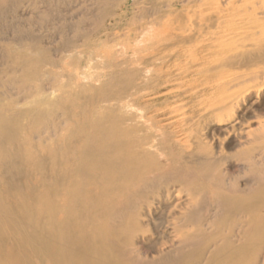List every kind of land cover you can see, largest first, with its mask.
Wrapping results in <instances>:
<instances>
[{
  "label": "bare ground",
  "instance_id": "1",
  "mask_svg": "<svg viewBox=\"0 0 264 264\" xmlns=\"http://www.w3.org/2000/svg\"><path fill=\"white\" fill-rule=\"evenodd\" d=\"M87 1L86 12L49 35L50 47L39 34L0 38V60L15 76L0 85V264H264V122L255 132L244 131L251 140L241 137L242 145H251L240 151L242 165L228 176L219 169L227 158L217 151L179 152L174 135L181 130L169 131L155 120L176 109L166 111L167 99L153 92L170 81L154 64L168 57L166 51L191 45L201 30L223 23L236 27L229 39L242 41L245 51L224 50L207 67L208 59L223 54L221 43L208 39L199 46L201 55L188 54L202 63L192 74L213 75L232 68L235 59L263 58L264 0H221L228 11L223 15L221 1H214L204 15V7L201 16L179 14L193 29L170 28L168 15V23L137 30L143 42L135 33L132 38L141 42L134 46H101L106 71L98 80L104 81L83 85L87 74L81 68L98 57L96 41L87 40L99 38L97 26L108 11V0ZM7 8L24 16L36 5L0 0V13ZM87 20L97 28H83ZM52 56L74 61L72 88H54L65 68L57 75ZM221 83L217 90H229ZM148 94L153 96L144 99ZM246 173L250 179L238 185V175Z\"/></svg>",
  "mask_w": 264,
  "mask_h": 264
},
{
  "label": "rangeland",
  "instance_id": "2",
  "mask_svg": "<svg viewBox=\"0 0 264 264\" xmlns=\"http://www.w3.org/2000/svg\"><path fill=\"white\" fill-rule=\"evenodd\" d=\"M103 1L105 0H98L99 3ZM204 1L208 5L204 3ZM214 1L220 2L221 0H108L107 14L101 21V24H99L101 26H97L100 30L98 35L99 38H92L94 37L92 34V36H90L91 38L87 40L89 41L88 44L92 41H96V46L92 48L93 50H95V55L97 54L98 57L95 58V60L89 65L90 67L81 68V71L87 74V79L81 80L82 84L88 85L92 82L91 84L99 85L104 81L102 79L98 80L102 73L106 71V69L104 68L103 58L99 57L102 52L101 50H103L102 47H115L114 49L121 50V47L123 45H126L127 43L131 46H134V44H137L142 40L145 41V38H141L140 34L137 33V30L152 26L151 24H153V26H157L162 21L168 23L170 18L171 19L168 25L171 24L169 27L172 29L174 28L175 30L177 29L176 31H180L181 28L183 29H181V31H185L186 29H193L194 27L189 22V20L181 18L179 14L186 11V13H189V15H204V12L206 10L209 12L208 8L211 4H213ZM34 2L36 5V10L33 13H28L24 16H20V11H18V13L14 12V14L8 8V11L0 13V38L6 37L9 34L15 35L19 32H24L23 34L27 35L33 34L35 36L39 34L44 39L43 44L46 47L49 35L57 33L61 28L67 25L69 26V17L71 18L72 16H78L81 13L86 12L88 10L87 8L89 7V2L87 0H34ZM143 3L145 4L143 5ZM220 3V7L222 9H225L224 2L222 3L221 1ZM150 4H153V6ZM194 5L198 10L194 8ZM207 6L208 8H206ZM192 7L194 8V11L190 9ZM202 7H204L203 13H201L203 10ZM179 10L180 12H178ZM187 10L190 12H187ZM195 10L196 14L194 13ZM207 11L205 12V14L208 13ZM175 12H177V14ZM225 12L227 13L228 11L225 9L222 12V15L223 13L226 14ZM159 14L163 19L159 17ZM168 15L170 17H168ZM175 16L178 17L175 18ZM167 17L169 19H167ZM81 18V16L78 17V20H81ZM174 19H176L177 21L180 20L179 22H181L183 25H181V23L178 25L179 22H175L176 20ZM171 20H174V22ZM87 21L85 22L86 24L82 26L83 28L88 30L97 28L89 26L90 21ZM186 22H188L187 26L185 25ZM175 25L177 26L176 28ZM179 26L181 27L179 28ZM183 27H186L185 30ZM219 27L217 28L214 26L211 28V30L207 29V31L201 30V33L204 34H200L198 38L196 36V40L193 39L194 41H191V45L178 44V47L173 45L175 46V48L172 46L173 48H170L168 51H166L168 53V57L165 56V58L156 61L154 64L155 70H160V72L165 77H168L170 81L168 83H165L166 85H161L157 88V90L153 92H157L156 94H154L155 96L162 95L160 100H163L164 98L167 99L166 103H169V105L162 106L164 107V109H166V111L172 109V107L176 109L175 112L166 113V115L160 116L155 120L159 121V125H161L162 123V125L164 124V126H167L169 128V131H176L177 129L181 130L179 131V133H176V135H174V139L176 138L179 143L181 141L180 144L178 143L179 152H190L192 150H196L201 153L217 151L220 158H227L226 162L223 161L219 166V169L229 176L237 172L236 166L242 165V156L238 155L240 151L251 145H242L244 139L251 140V136H246V134H244V131L255 132L260 124L262 125L264 122V57L258 60L248 58L245 61L235 59L234 63H232V68L223 69L213 75L208 74L202 76L192 74L191 71L199 69L201 67L199 65L202 63L200 60L194 61L193 58H189L188 54L190 53V51H194V53L198 52V54L201 55L202 51L199 46H201V44L204 45L207 42L209 43L210 41L208 39H212V42L215 45L221 43L222 49L220 50L223 51V54L218 57H212L211 59H208L207 67H213L215 64H217V60L224 56V50H228L230 51V53L237 54L245 51V49L242 50L240 46V43L242 41L240 42L239 40H236V38L229 39L231 38V35H229L230 32L236 28L234 25L232 26L230 23H223ZM208 30H210L211 32ZM106 32L110 34L107 39H105L103 36ZM205 32H208L206 33V37ZM135 33L141 41L138 40L139 38L136 39L138 42L132 38ZM99 39L104 40V42L102 41L101 45H97ZM127 39L129 41H127ZM0 44H3V42ZM245 44H248V42H245ZM179 45L181 46V48H179ZM47 47L50 46L48 45ZM127 54L130 56V50L127 51ZM52 59L56 61L55 71L57 75H60L61 68H65L64 71L62 70L63 77H57V82L55 83L54 88L58 90L57 92H61L60 90L70 89L69 87L72 88V86H74V82L72 80L73 76L71 78L69 70L75 66L74 61H65L64 63H62V60H60L58 56H52ZM61 65H64V67ZM67 68L68 70H66ZM98 69L100 70L97 71ZM101 69L104 72H101ZM8 70V67L0 60V85L6 84L7 80L14 79L15 76L10 74ZM93 74H95V76ZM89 75H92V78L89 79ZM184 75L185 77L183 84H175L178 83L176 82L178 80V77L181 78ZM96 79L98 80L97 82H95ZM245 79L247 80L246 82ZM220 81H222V83ZM94 82L97 84H95ZM219 82L221 84L226 83L227 85H229V90L225 92L217 90L216 87L220 84ZM4 90L5 88H0V92H4ZM152 96L153 94H148L146 97H144V99H148ZM232 98L235 100H233ZM141 101H143V99ZM137 106L140 108L143 107L139 104H137ZM146 115L148 117V115L151 116L152 114L147 113ZM236 122H238V124L234 127V131H224V127H226L227 125H233ZM171 123L175 125L170 128ZM241 137H244V139L242 140ZM182 141L184 143H182ZM183 147H185L186 150ZM245 179H250V175L247 173L244 175L239 174L237 177L238 185L244 183ZM260 214L264 218V209L260 210ZM225 229L226 228L222 229L221 231L223 232L224 230V232H226ZM150 237L153 236H151V234H145L142 238L149 239ZM263 257L264 249L260 252L259 259L262 260Z\"/></svg>",
  "mask_w": 264,
  "mask_h": 264
}]
</instances>
